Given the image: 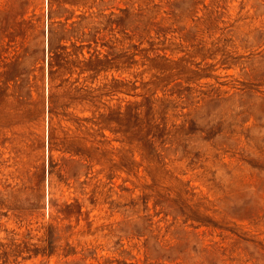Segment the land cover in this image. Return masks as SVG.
I'll return each mask as SVG.
<instances>
[{"label": "rangeland", "instance_id": "rangeland-1", "mask_svg": "<svg viewBox=\"0 0 264 264\" xmlns=\"http://www.w3.org/2000/svg\"><path fill=\"white\" fill-rule=\"evenodd\" d=\"M0 264H264V0H0Z\"/></svg>", "mask_w": 264, "mask_h": 264}, {"label": "trees", "instance_id": "trees-1", "mask_svg": "<svg viewBox=\"0 0 264 264\" xmlns=\"http://www.w3.org/2000/svg\"><path fill=\"white\" fill-rule=\"evenodd\" d=\"M55 58L61 60V62H55L56 64L52 62L49 63L48 75L50 85L56 78L54 75H59L60 69H64L71 73L74 66L79 67L80 73H87L83 80L84 83L77 88V91L81 93L79 98L81 97L86 106L93 109L94 114L91 117L92 121L90 119L88 120H90L93 125H97L99 129L110 127L115 112L104 97L114 94V79L105 81L96 87L91 84L94 83L102 73L109 71L113 67V58L110 57L109 54L102 55L100 53L91 55L89 58H83L78 62L73 59L72 53H65L63 56L61 53H58ZM53 96L52 94V97Z\"/></svg>", "mask_w": 264, "mask_h": 264}]
</instances>
